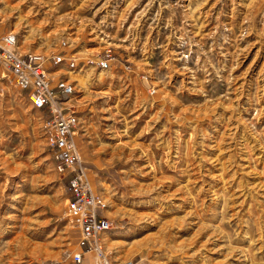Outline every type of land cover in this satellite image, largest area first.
Here are the masks:
<instances>
[{"label":"rangeland","instance_id":"rangeland-1","mask_svg":"<svg viewBox=\"0 0 264 264\" xmlns=\"http://www.w3.org/2000/svg\"><path fill=\"white\" fill-rule=\"evenodd\" d=\"M10 32L48 58L53 87H76L112 262L264 264V0H0ZM63 52L74 69L52 65ZM103 57L106 70L90 63ZM49 118L0 67V264L86 251Z\"/></svg>","mask_w":264,"mask_h":264},{"label":"built area","instance_id":"built-area-1","mask_svg":"<svg viewBox=\"0 0 264 264\" xmlns=\"http://www.w3.org/2000/svg\"><path fill=\"white\" fill-rule=\"evenodd\" d=\"M47 62L48 58L41 53H22L17 34L0 35V67L7 68L14 75L16 84L28 92L32 106L50 117L45 125L47 147L54 156L57 172L68 180L70 198L66 211L80 229L86 246V251L76 253L73 261L82 264L86 254H95V264H135L133 261L112 262L106 252L103 235L113 226L103 215L107 205L94 192L76 144L78 114L75 111L69 113L71 107L68 105L76 95V87L64 78L53 87ZM51 63L56 67L65 64L71 69L76 67L75 58L65 52L53 56ZM90 63L103 70L110 67L107 57L97 61L90 59ZM57 92L63 98L58 97Z\"/></svg>","mask_w":264,"mask_h":264},{"label":"crops","instance_id":"crops-1","mask_svg":"<svg viewBox=\"0 0 264 264\" xmlns=\"http://www.w3.org/2000/svg\"><path fill=\"white\" fill-rule=\"evenodd\" d=\"M92 259H93V258H92ZM94 261H95V260H92V261L90 262L89 259H85V260H84V263H85V264H93Z\"/></svg>","mask_w":264,"mask_h":264},{"label":"bare ground","instance_id":"bare-ground-1","mask_svg":"<svg viewBox=\"0 0 264 264\" xmlns=\"http://www.w3.org/2000/svg\"><path fill=\"white\" fill-rule=\"evenodd\" d=\"M101 8V7H100ZM97 11H99V9L97 10ZM84 262V261H83ZM83 262H82V264H83Z\"/></svg>","mask_w":264,"mask_h":264}]
</instances>
